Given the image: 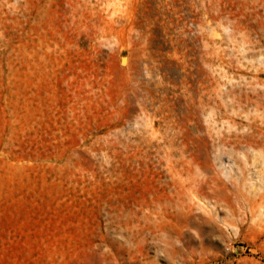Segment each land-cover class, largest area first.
Here are the masks:
<instances>
[{"label":"rangeland","instance_id":"obj_1","mask_svg":"<svg viewBox=\"0 0 264 264\" xmlns=\"http://www.w3.org/2000/svg\"><path fill=\"white\" fill-rule=\"evenodd\" d=\"M0 264H264V0H0Z\"/></svg>","mask_w":264,"mask_h":264}]
</instances>
